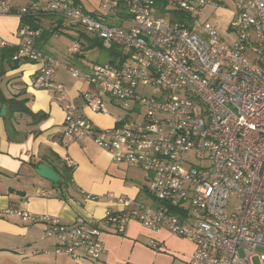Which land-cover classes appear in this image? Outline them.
I'll list each match as a JSON object with an SVG mask.
<instances>
[{
	"label": "built area",
	"instance_id": "built-area-1",
	"mask_svg": "<svg viewBox=\"0 0 264 264\" xmlns=\"http://www.w3.org/2000/svg\"><path fill=\"white\" fill-rule=\"evenodd\" d=\"M13 1L0 0V17L20 19L19 43L0 40V48L16 47L13 62L38 66L30 87L63 101L61 145L91 139L114 163L151 174V203L106 195L121 207L105 211L110 231L122 235L130 222L166 229L193 245L188 264H252L256 256L264 264V0H234V46L200 22L206 6L218 7L213 0H162L166 12L186 16L181 22L159 15L160 0H93V12L72 0ZM51 16L60 21L56 31L80 28L117 51L114 63L69 68L90 86L81 95L84 108L119 111L112 128L97 127L68 99L54 82L57 60L37 46L41 29L21 22ZM80 51V42L70 48ZM3 215L42 225L55 255L100 264L98 218L67 224L13 208ZM149 246L159 248L153 240Z\"/></svg>",
	"mask_w": 264,
	"mask_h": 264
},
{
	"label": "crops",
	"instance_id": "crops-1",
	"mask_svg": "<svg viewBox=\"0 0 264 264\" xmlns=\"http://www.w3.org/2000/svg\"><path fill=\"white\" fill-rule=\"evenodd\" d=\"M23 1L14 0L13 6H25L29 2ZM83 1L72 0L87 10ZM215 1L220 4L222 0ZM92 5L91 12L96 10V6ZM56 20L52 16L37 20L42 31L37 46L58 62L54 82L68 91V99L81 107L82 113L93 124L103 129L112 128L118 110L111 106L108 107L109 114L103 115L83 107L81 95L89 91L90 86L81 79L74 81L69 77V68H75L74 65L64 57L58 58V50L52 47V39L62 31L53 28L59 25L60 21ZM19 25L20 19L14 15L0 17V40L16 46L19 43ZM193 30L201 34L198 28ZM52 31L56 34L50 35ZM78 33L81 40L82 32ZM13 65L0 57V89L4 86L6 91L0 90V111L3 106L6 108L5 116L0 117V264H89L66 255H55L54 242L43 237L42 225H24L14 216L6 217L3 211L7 208L37 216L57 217L67 224L76 218H98L104 231L102 240L105 247L100 264H157L152 262V253L142 247L140 240L145 245L153 240L158 243V250L164 251H170L173 242L175 246L181 243L188 249L177 247L180 253L174 254H180L188 264L193 245L184 239H177L166 229L153 232L130 222L122 235L110 231L104 221L105 211H118L121 207L106 199V195L151 203L147 193L151 174L139 167L114 163L110 155L91 139L74 141L63 147L60 143L63 101L51 90L30 87L37 65L18 63L15 68ZM12 99L25 100V107L33 114L44 113L47 117L37 121L23 113L9 112L7 102ZM39 164L57 173L59 182L51 183L36 175L34 169ZM64 166H72L70 179L64 177ZM88 196H95L98 200L93 202L87 199ZM43 238L50 243L44 242ZM142 253L146 255L142 257Z\"/></svg>",
	"mask_w": 264,
	"mask_h": 264
},
{
	"label": "rangeland",
	"instance_id": "rangeland-1",
	"mask_svg": "<svg viewBox=\"0 0 264 264\" xmlns=\"http://www.w3.org/2000/svg\"><path fill=\"white\" fill-rule=\"evenodd\" d=\"M83 2L84 6L89 11H92L90 5L93 4L94 6H96V2L93 0H84ZM234 11L235 10L233 0H222L220 4L218 3L217 8L206 6L203 9L200 22L202 24L209 23L217 31L219 36L224 40L227 45L234 46L236 43L234 35L235 31H233V22L235 20ZM170 13H165L162 16L172 19V13ZM198 29L200 30V28ZM80 31L83 35V38H81V40H79L78 38V32ZM76 42H80L81 51L78 54H73L70 52V48L73 47V44H75ZM51 44L52 47L58 50V58L64 57V59H68L70 64L74 65L75 68L80 70H84L85 68H90L98 64H106L110 60V50L107 47L101 45L98 40L87 34L85 31L81 30L80 28H64L61 31V34L52 39ZM69 77L74 81L79 80L72 78L70 74ZM0 90L2 92H6L4 86ZM146 92L150 94V91ZM44 242L50 243L46 240H44ZM139 243L142 244V247L144 249L152 253V262H155L157 264H187L185 263V259H182L180 257V254H174L180 253V251L178 252L176 250L177 247L188 249V247L184 246L181 243H178V246H175V243L173 242V248H170V251H164L163 249L153 250L149 247V241H147V245L143 243V240H140ZM261 252L262 249L260 248L255 251L256 254H259ZM145 255V253H142V257H144ZM252 264H259L257 256L252 259Z\"/></svg>",
	"mask_w": 264,
	"mask_h": 264
},
{
	"label": "trees",
	"instance_id": "trees-1",
	"mask_svg": "<svg viewBox=\"0 0 264 264\" xmlns=\"http://www.w3.org/2000/svg\"><path fill=\"white\" fill-rule=\"evenodd\" d=\"M158 13L159 15H163L165 13H168L165 11V8L167 7V2L166 1H162L160 0L158 2ZM172 20H175V21H183L186 16L181 14V13H178V12H173L172 14ZM21 22L22 23H28L30 24L33 28H40V26H38V22L36 19H29V18H23L21 19ZM56 34V31H52L50 33V35H54ZM100 42V41H99ZM100 44L102 45V43L100 42ZM110 50V60L109 62L110 63H114L115 61H117L118 57V53L117 51L112 48V49H109ZM16 51V47H4L0 50V57L3 58V60H6V62H11L13 63L14 65V68L17 66L18 62H13L12 61V56L14 54V52ZM25 103L26 101L25 100H21V101H18V100H15V99H12V100H9L7 102V108L10 111L12 112H19V113H23L29 117H31L32 119H36L37 121H41V120H44L47 115L44 114V113H38V114H33L30 110H28L26 107H25ZM7 116V114H6ZM6 119V117H5ZM64 177L67 178V179H70V173L72 171V166H64Z\"/></svg>",
	"mask_w": 264,
	"mask_h": 264
},
{
	"label": "water",
	"instance_id": "water-1",
	"mask_svg": "<svg viewBox=\"0 0 264 264\" xmlns=\"http://www.w3.org/2000/svg\"><path fill=\"white\" fill-rule=\"evenodd\" d=\"M5 110H6L5 106H3L0 111V117L5 116ZM34 172L42 179L47 180L51 183H57L60 180L57 173H55L52 169H50L48 166L44 164L37 165L34 169Z\"/></svg>",
	"mask_w": 264,
	"mask_h": 264
}]
</instances>
